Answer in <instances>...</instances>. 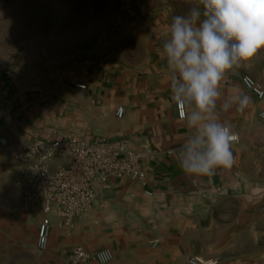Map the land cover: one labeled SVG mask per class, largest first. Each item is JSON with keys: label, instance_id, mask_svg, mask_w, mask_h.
<instances>
[{"label": "crops", "instance_id": "0c3cea01", "mask_svg": "<svg viewBox=\"0 0 264 264\" xmlns=\"http://www.w3.org/2000/svg\"><path fill=\"white\" fill-rule=\"evenodd\" d=\"M197 3L123 0L120 17L65 66L63 78L49 83L0 67V137L12 145L0 147V264H66L77 247L111 250L112 264H184L193 257L207 264H264V99L242 84L250 75L264 87V50L221 85L217 118L240 138L231 145V168L195 176L178 162L189 130L178 118L161 50L172 17ZM238 95H247L249 105L223 110V100ZM59 134L150 151L142 164L147 178L112 180L72 229H61L52 216L49 247L40 252L41 215L22 211L16 143ZM154 240H160L156 248Z\"/></svg>", "mask_w": 264, "mask_h": 264}, {"label": "clouds", "instance_id": "9594fccd", "mask_svg": "<svg viewBox=\"0 0 264 264\" xmlns=\"http://www.w3.org/2000/svg\"><path fill=\"white\" fill-rule=\"evenodd\" d=\"M264 50V0H198L184 15L172 17L161 55L168 68L172 99L189 130L178 162L195 176H211L234 163L235 136L217 118L222 82L230 72L245 67ZM250 98L238 95L223 100L229 110L240 111ZM112 253H98L99 264H110Z\"/></svg>", "mask_w": 264, "mask_h": 264}, {"label": "built area", "instance_id": "2783aa9c", "mask_svg": "<svg viewBox=\"0 0 264 264\" xmlns=\"http://www.w3.org/2000/svg\"><path fill=\"white\" fill-rule=\"evenodd\" d=\"M264 63V52L262 57ZM244 88L258 100L264 99V87L252 76L242 77ZM77 89L86 90L78 85ZM178 118L180 108L176 103ZM124 108L119 107L116 117L122 119ZM264 120V111L260 114ZM232 144H239L240 138L234 133ZM6 138L0 137V147L11 148ZM16 160L22 165L21 178L25 190L22 211L38 212L41 221L37 231V249L46 252L52 232V216L58 219L61 229H72L75 220L85 215L93 204L105 194L111 181L125 179L145 182L147 174L142 164L150 156V151L136 152L126 143H87L72 134H59L55 138H45L25 142L21 138L16 143ZM151 196V193H147ZM264 213V204L262 206ZM160 240H154L156 248ZM82 247L72 250L66 264H99L98 253ZM111 251V250H110ZM112 260L114 261V254ZM184 264H207L200 258H190Z\"/></svg>", "mask_w": 264, "mask_h": 264}, {"label": "rangeland", "instance_id": "374dc122", "mask_svg": "<svg viewBox=\"0 0 264 264\" xmlns=\"http://www.w3.org/2000/svg\"><path fill=\"white\" fill-rule=\"evenodd\" d=\"M122 8L123 0H0V67L44 84L63 78L65 66L101 38Z\"/></svg>", "mask_w": 264, "mask_h": 264}]
</instances>
